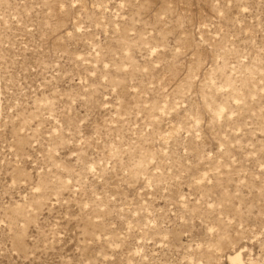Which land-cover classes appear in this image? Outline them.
Wrapping results in <instances>:
<instances>
[{
    "label": "rangeland",
    "instance_id": "obj_1",
    "mask_svg": "<svg viewBox=\"0 0 264 264\" xmlns=\"http://www.w3.org/2000/svg\"><path fill=\"white\" fill-rule=\"evenodd\" d=\"M0 264H264V0H0Z\"/></svg>",
    "mask_w": 264,
    "mask_h": 264
},
{
    "label": "bare ground",
    "instance_id": "obj_2",
    "mask_svg": "<svg viewBox=\"0 0 264 264\" xmlns=\"http://www.w3.org/2000/svg\"><path fill=\"white\" fill-rule=\"evenodd\" d=\"M236 258H237V259H239V258H240V256H237Z\"/></svg>",
    "mask_w": 264,
    "mask_h": 264
}]
</instances>
